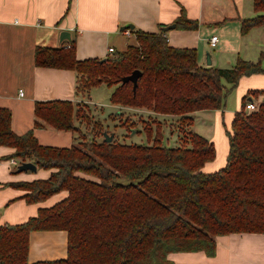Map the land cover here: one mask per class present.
Instances as JSON below:
<instances>
[{"label":"trees","instance_id":"obj_1","mask_svg":"<svg viewBox=\"0 0 264 264\" xmlns=\"http://www.w3.org/2000/svg\"><path fill=\"white\" fill-rule=\"evenodd\" d=\"M253 11L252 18L241 20L243 36L264 26V0H253ZM175 27L196 30L198 24L182 13ZM134 36V45L103 61H77L72 41L64 48L37 47L34 62L74 71L78 95L101 85L114 87L112 105L144 111L157 124L155 137L145 129L147 144L117 142L114 132L108 143L104 130L99 140L75 136L69 148L41 146L31 131L15 135L9 110L0 108V146L13 148L12 158L21 163L52 170L48 179L15 185L26 192V202L67 192L63 201L40 209L26 223L0 226V264H174L169 256L175 253L214 257L216 237L264 234V90L250 93L263 97L257 111L235 113L222 169L202 171L216 149L190 131L193 114L222 110L242 77L264 74V54L256 62L237 58L225 69L201 67L195 49L170 47L165 32ZM136 70L141 76L133 91L132 83L121 80ZM34 116L35 127L80 134L75 121L81 114L72 102H37ZM157 116L180 123L178 146L162 144ZM36 231L66 232V258L29 263V235Z\"/></svg>","mask_w":264,"mask_h":264},{"label":"crops","instance_id":"obj_2","mask_svg":"<svg viewBox=\"0 0 264 264\" xmlns=\"http://www.w3.org/2000/svg\"><path fill=\"white\" fill-rule=\"evenodd\" d=\"M182 13L187 19L196 21L198 28L180 30L175 27L165 32V37L172 48L195 49L199 66L208 67L207 54L210 66L218 69L233 66L237 58L256 62L263 54L253 57L249 52L255 45L246 47V39L249 35L263 33L255 31L264 26L253 28L247 35L241 34V20L255 15L253 0H0V108L10 112L11 131L17 136L31 131L41 146L69 148L74 144L72 133L35 127V103L94 104L89 91L85 95L76 94L78 77L74 71L37 67L34 62L37 47L64 48L73 41L77 61L102 60L124 51L128 46L126 40L135 41L137 31L155 34L164 32L165 27L175 26ZM127 25L133 26L130 36L123 30ZM63 32L69 34L68 41H60ZM213 36L218 38L215 48L209 45ZM109 48L114 53L109 54ZM108 89L112 93L114 87ZM255 90H264V74L239 80L232 91L236 105L226 110L225 102L222 110L213 111L217 123L226 118L231 131L235 113L244 110L242 103L256 101L255 95L250 94ZM109 107L115 108L112 104ZM157 118L160 121L176 119ZM223 139L222 160L216 162L215 157L203 167L204 173H214L226 165L229 145L228 138ZM209 141L217 150L215 138L210 137ZM14 152L11 147L0 146V226L24 224L36 217L40 209L52 208L67 197L64 191L43 202L27 203L26 192L15 185L48 179L52 170L36 167L35 172L18 173L21 161L12 158ZM215 244V256L211 258L203 252H195L171 254L169 259L174 264H264V234H230L216 237ZM66 256V232L30 233L29 263L65 259Z\"/></svg>","mask_w":264,"mask_h":264},{"label":"rangeland","instance_id":"obj_3","mask_svg":"<svg viewBox=\"0 0 264 264\" xmlns=\"http://www.w3.org/2000/svg\"><path fill=\"white\" fill-rule=\"evenodd\" d=\"M260 31L255 32H263L257 33L255 35H249L246 39L247 45L250 46L252 43L255 47H252V51L249 52L254 55H259L260 53L264 54V27L258 29ZM128 45L135 44V41L132 38L126 40ZM260 51V52H259ZM212 53V52H211ZM250 55V54H249ZM252 57V56H249ZM255 59V58H254ZM255 61V60H253ZM262 67L264 68V61L262 63ZM223 68H229L225 66ZM90 97L92 98L93 103L95 104H84L80 103L78 105L79 113L81 114V119H77L75 121V125L79 128L80 134H76L77 140L79 139H87L89 137H95L98 140L100 139V133L104 130L106 134L109 135L110 132L115 133V140L124 144H137V145H145L146 142V130H152V137H155V128L157 124H154L149 119V114L146 112H139L134 109H128L120 106H115V108L109 107L111 91H109L108 87L105 85H101L99 87H94L89 90ZM257 102H262V96H255ZM85 99V98H84ZM86 101V99H85ZM234 92L230 93L227 96L226 102V110H228L232 105H236L234 103ZM116 112H121L120 115H117ZM146 120V123H142L139 119ZM193 124L190 131L210 140V137H214L216 141V157L217 161L222 160V146L224 142V137H227V132L230 131V125L227 124L226 118H222L220 123H217L215 119V115L213 111H203L197 112L192 115ZM158 120V119H156ZM125 122H128V127L122 128L121 125ZM134 123V126L131 123ZM158 122L162 126L163 130V140L162 144L169 147H176L180 143L181 138V127L178 121H160ZM221 126V127H220ZM91 135V136H90ZM225 160V159H224Z\"/></svg>","mask_w":264,"mask_h":264},{"label":"water","instance_id":"obj_4","mask_svg":"<svg viewBox=\"0 0 264 264\" xmlns=\"http://www.w3.org/2000/svg\"><path fill=\"white\" fill-rule=\"evenodd\" d=\"M175 26L174 25H171V26H168V27H165L163 28V31L164 32H167L171 29H174ZM133 29V26L131 25H127L123 28V30H132ZM70 39V36L68 33L66 32H63L60 36V41H64V40H69ZM103 61V60H102ZM206 64L207 66H210L211 65V62H210V58H209V55L207 54V61H206ZM141 76V72L136 70V71H133L129 76H126V77H123L122 80H121V84H126V83H132L133 85V91H135L136 87H137V81L139 79V77ZM119 115V113H118ZM103 138L105 140V142H111L112 138H113V135H107L106 133L103 134ZM27 171H32V172H35L36 171V165L32 164L31 162H23L21 164H19L18 168H17V172L18 173H21V172H27Z\"/></svg>","mask_w":264,"mask_h":264},{"label":"built area","instance_id":"obj_5","mask_svg":"<svg viewBox=\"0 0 264 264\" xmlns=\"http://www.w3.org/2000/svg\"><path fill=\"white\" fill-rule=\"evenodd\" d=\"M126 36H130V31L129 30L126 31ZM217 43H218V38L216 36H213V37H211L209 39V45H210V47L215 48L216 45H217ZM108 53L109 54L114 53V50L112 48H109L108 49ZM22 95H23L22 92H20V96H22ZM259 103L257 102V100L256 101L255 100L253 101V99L251 101H247L246 100L245 101V105H244L245 112L251 113V112L257 111L258 106H259ZM12 163L14 165H16V163L14 161H12Z\"/></svg>","mask_w":264,"mask_h":264}]
</instances>
